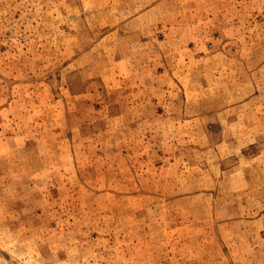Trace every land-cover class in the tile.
<instances>
[{"label": "rangeland", "instance_id": "obj_1", "mask_svg": "<svg viewBox=\"0 0 264 264\" xmlns=\"http://www.w3.org/2000/svg\"><path fill=\"white\" fill-rule=\"evenodd\" d=\"M0 264H264V0H0Z\"/></svg>", "mask_w": 264, "mask_h": 264}]
</instances>
